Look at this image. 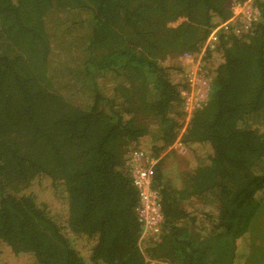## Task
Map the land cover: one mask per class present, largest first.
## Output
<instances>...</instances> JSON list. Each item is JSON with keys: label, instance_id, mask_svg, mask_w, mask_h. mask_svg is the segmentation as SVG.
<instances>
[{"label": "trees", "instance_id": "trees-1", "mask_svg": "<svg viewBox=\"0 0 264 264\" xmlns=\"http://www.w3.org/2000/svg\"><path fill=\"white\" fill-rule=\"evenodd\" d=\"M230 1L0 0V264H264V0L251 34L201 56L209 95L186 125L183 70L163 65L197 57ZM176 140L206 159L172 177ZM132 150L157 160L163 222L143 248Z\"/></svg>", "mask_w": 264, "mask_h": 264}, {"label": "built area", "instance_id": "built-area-1", "mask_svg": "<svg viewBox=\"0 0 264 264\" xmlns=\"http://www.w3.org/2000/svg\"><path fill=\"white\" fill-rule=\"evenodd\" d=\"M229 10L230 17L211 30L202 46L200 56L204 55L206 50L215 49L221 35L231 33L235 36H240L251 34L254 31L260 14L253 0H231L229 2ZM198 56L193 57L190 54H184L181 60L189 58L192 63L197 60ZM185 80L187 90L184 93L189 92V94H186L188 98L186 97L185 99L183 97L184 93H182L185 110H188V106L195 109L200 108L207 101L209 95L210 78L207 71L199 64L195 73L187 75ZM191 85L195 89V93H191ZM193 94H195L194 98ZM190 98H193L192 101H190ZM156 163L157 160L138 150L130 151L127 156L126 170L137 197L134 213L140 227L139 243L149 239H156L160 234L163 222L159 193L153 188Z\"/></svg>", "mask_w": 264, "mask_h": 264}, {"label": "rangeland", "instance_id": "rangeland-1", "mask_svg": "<svg viewBox=\"0 0 264 264\" xmlns=\"http://www.w3.org/2000/svg\"><path fill=\"white\" fill-rule=\"evenodd\" d=\"M73 20H75V17L72 15H65L61 12L55 13V11H53L46 16L45 25H46L47 29H50V32H51L50 34L52 35V37L54 39L62 38V40H64L65 42H68V44H69V40H72L75 43L76 42L75 38L77 36H79V32H77V30H75V31H71L70 33H65L66 27L71 23L69 21H73ZM59 27H60V29L63 30V32H61L59 30ZM181 58L182 57H179L177 60L173 59V60H170V61L163 63V65H166V66L178 65L183 70L184 73L182 72V73L176 74V73L172 72L171 77L173 78L174 81L182 80L185 83V81H186L185 79H187V75L189 76V74L191 75L192 73H195L196 67L199 64H201L203 66V68H206L202 59L200 60V58H201L200 55L198 56L197 60L193 61L192 63H191V59H189V58L184 59V60H181ZM217 63H218V59H213L211 65L215 66ZM100 83H102V82L100 81ZM111 83H112V81H111ZM109 86H111V85H105V89H108ZM191 89H192L191 93H195V89L193 88L192 85H191ZM186 94H189V92H186L183 94L184 99L186 97L188 98V95H186ZM194 96H195V94H193V98H194ZM193 98H190V101H192ZM194 109L195 108L188 106V110H185L186 111L185 125H186V123H188V120H189V118L192 114V111ZM184 128L181 131V133L184 131ZM178 141L179 140H176V142L167 151V152L173 153L172 155L167 154L168 156L166 159V168L169 169L168 172L172 177L176 176L177 169H181V170L183 169L186 171H190V170L194 169L198 163H201L204 159H206V149H205L206 147L205 146L191 145V146H188V148H186L185 146H182ZM166 153L161 155V158H163V156ZM173 156L179 160V165L177 167H174L171 165V162L173 160L172 159ZM192 208L190 209V211L192 210ZM70 241H71V245L74 246L77 251L84 252V254H86L88 252L89 245H91L89 243H86L85 241H79L77 239H70ZM145 242L146 241H142L140 243L141 248L144 247V245L146 244ZM2 262H4V261H2ZM14 262H11L10 264H12V263L15 264ZM25 262H28V261H25ZM147 262L149 264H166L165 262H161V261H157V260H153V259H147Z\"/></svg>", "mask_w": 264, "mask_h": 264}]
</instances>
